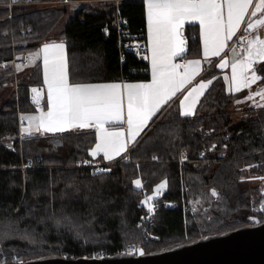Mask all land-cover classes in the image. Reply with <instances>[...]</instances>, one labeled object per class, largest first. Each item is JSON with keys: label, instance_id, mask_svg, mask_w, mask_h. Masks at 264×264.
Listing matches in <instances>:
<instances>
[{"label": "trees", "instance_id": "1", "mask_svg": "<svg viewBox=\"0 0 264 264\" xmlns=\"http://www.w3.org/2000/svg\"><path fill=\"white\" fill-rule=\"evenodd\" d=\"M40 1L0 0V93L13 80V54L52 40L67 11ZM97 2L79 5L59 32L68 79L100 82L120 73L146 78L147 63L129 53L120 62L113 5ZM121 15L132 31L144 30L142 0L124 1ZM185 34L187 55L199 56L197 24L187 25ZM256 69L264 85V63ZM40 76L36 63L17 77V90L0 104V264L112 255L125 252L122 246L129 242L151 253L264 221V213L253 207L264 196V106L254 117L234 120L230 105L241 93L228 92L218 70L208 72L212 83L193 114L182 115L179 103L172 102L126 156L99 171L64 167L91 158L93 131L21 133V113L34 109L28 87L40 83ZM181 150L188 155L184 162ZM22 165L34 167L22 170ZM259 174V181L249 178ZM137 179L147 188L166 181L163 197L177 203L157 211L149 228L154 237L146 238L136 226Z\"/></svg>", "mask_w": 264, "mask_h": 264}, {"label": "snow or ice", "instance_id": "2", "mask_svg": "<svg viewBox=\"0 0 264 264\" xmlns=\"http://www.w3.org/2000/svg\"><path fill=\"white\" fill-rule=\"evenodd\" d=\"M147 24L152 52V81L150 83L125 84L117 83L100 85L70 84L67 74V63L63 43L44 44L45 82L47 83L48 110L39 116H26L30 122L24 131L31 133L32 124L35 131L47 133L64 132L68 129L96 128L99 132L92 156L103 153L107 160L114 159L127 150L124 130L108 131L106 123H117L124 120V98L121 88L126 89L127 97V130L128 141L134 142L147 126L152 117L166 104L177 91L183 88L198 74L200 60L188 61L186 64L173 63V58L184 52L185 41L182 38V26L186 21H199L203 31L204 57L219 56L245 19L253 0H146ZM264 15V0L254 4L251 17ZM264 26V18L247 23L248 29ZM245 60L233 62L232 80L235 91L250 88L262 78L256 75V64L264 63V39L259 36L247 41ZM30 62L32 58L30 57ZM228 61L221 62L219 67L227 66ZM183 68V72L178 71ZM239 70V71H238ZM251 72L249 75L248 73ZM212 83L201 82L192 88L181 101L185 111L182 115H191L199 97ZM39 97L37 89H32ZM264 98V90L250 94ZM191 97V100H190ZM39 103V100H36ZM239 103V101H237ZM137 188L142 187L141 180L134 181ZM166 181L156 186V195L164 189ZM212 195H216L213 190ZM155 199L147 196L143 203ZM149 211H152L149 208ZM140 255L143 250L137 249Z\"/></svg>", "mask_w": 264, "mask_h": 264}, {"label": "crops", "instance_id": "3", "mask_svg": "<svg viewBox=\"0 0 264 264\" xmlns=\"http://www.w3.org/2000/svg\"><path fill=\"white\" fill-rule=\"evenodd\" d=\"M143 5H144V14H145V24H144V34H145V41H146V45H147V70H148V75L146 78L144 79H127L123 82H121L119 80V76L116 79H112V80H107V81H100V82H71L69 79V83L70 84H81V85H100V84H112V83H117L120 84L121 86L125 85V84H140V83H150L152 81V52H151V43H150V38H149V31H148V24H147V5H146V0H142ZM258 0H253V7H250L248 10V13L245 15V19L244 21L241 23V25L244 23L245 27H247V23L249 21L251 22H255L256 19H261L264 18V15L262 14H258L257 17L253 18L251 17V12L254 10V4L257 3ZM40 5V4H38ZM64 6V5H63ZM190 24H197L198 27V33H199V39H200V55L199 56H191V55H187V35L185 34V28L187 25ZM240 25V26H241ZM240 28V27H239ZM238 28V29H239ZM237 29V30H238ZM250 31L249 39H252L254 37L259 36L261 39H264V26L258 27L257 29H248ZM183 36L182 38L185 41V45H184V52L173 58V63H177L178 59H183V64H186L188 61H194V60H200L201 64H200V69L198 71V74L195 76L194 79H192L189 83H186L182 89H180L179 91H177L176 95L173 96L170 100L167 101L166 104L161 106V109L152 117V119L148 122L147 126L144 128V130L141 132L140 136H138L136 138V140L134 142L128 141V130H127V123H126V119H127V97H126V89H123V87L121 88V91L123 92V98H124V120L117 122V123H106L105 124V128L108 131H116V130H124L125 132V141L127 142V150L128 148H132L135 143L140 139V137L144 134V132L151 126V124L153 123V121H155L159 116V113L162 112L165 108H167L172 102L177 101L180 105V111L181 114L185 111V109L182 107L181 105V101L184 99V96L187 95V93L194 87H196L199 83L204 82L207 83V81H211V78L207 77V74L209 71L211 70H218L219 74L221 75V77L223 78L225 85H226V89L228 92L232 93V94H237V93H241V95L239 97H237V101L244 103L246 102V97L245 94H247L248 90L246 89H242L240 92L235 91V82L232 80V68L231 65L233 62H237V61H243L245 60V57L247 55V47H248V43L247 41L243 43L241 49L238 51L234 48H228V45L230 43V41L232 40H228L226 41V47L224 48V50L221 52V54L219 56H208L207 58L204 57V51H203V31H202V26L200 25L199 21H193V20H189L186 21L184 23V25L182 26L181 29ZM237 32V31H236ZM233 38V37H232ZM51 43H63L65 46V42L62 40H58V41H54V40H49L46 42H43L39 47H37L34 50L31 51H27L26 52V56L25 58H23L20 54H17V58L21 57V60L19 62L16 63V69H17V73L18 75H21L22 73H24L26 70H30L36 63L39 64L40 66V70H41V76H40V84H42L45 88V98L43 100V104L41 107L38 108H34L31 112H26V113H21L20 118H21V126L20 128H22V126H24L25 128H28L30 125V122L26 119H23L24 115L26 116H39L41 114V112H46L48 110V101H47V92H48V88H47V83L45 82V72H44V58H43V52H42V46L44 44H51ZM64 56L66 59V63H67V54H66V49L64 47ZM30 57L32 58V62H30ZM224 60H227V66L221 68L219 67V65L221 64V62H223ZM28 62L30 64H28ZM10 64V63H9ZM261 64V63H259ZM12 65V64H10ZM258 64L254 65L253 67L255 68V73L256 75H259V73L257 72L256 66ZM31 66V67H30ZM68 67V64H67ZM67 70V69H66ZM178 71L183 72V68L179 69ZM239 71V70H238ZM249 75L251 74V72L248 73ZM17 75V77H18ZM18 82V81H17ZM254 85H258L260 88L261 86L259 85V81H257L255 84H253L251 87H253ZM264 86V85H263ZM250 87V88H251ZM15 88V87H14ZM13 88V89H14ZM208 88V87H207ZM206 88V89H207ZM206 89L204 90V92L206 91ZM248 89V88H247ZM253 90V89H251ZM201 96L199 97L200 100ZM191 100V97H190ZM198 100V102H199ZM236 101V99H235ZM198 102L195 105V108L198 104ZM194 108V110H195ZM193 110V112H194ZM193 114V113H192ZM184 116H189V115H184ZM35 123L32 124V132L28 133L25 132L23 133L22 130V134L26 135V136H32L34 134L37 133H44L46 135H56L59 133H64V132H70V131H77V130H88V131H93L94 133V141L91 144L89 150H88V154L92 159H99L102 160L104 162H110L112 163L113 161L126 156L127 154V150L122 152L119 156H115L114 159L112 160H107L104 158L103 153H99L96 156H92L91 152L95 149L96 144L99 142L98 140V136H99V132L96 128H88V129H68L64 132H56V133H47V132H43L41 131H35ZM55 144L61 145V143L56 140Z\"/></svg>", "mask_w": 264, "mask_h": 264}, {"label": "water", "instance_id": "4", "mask_svg": "<svg viewBox=\"0 0 264 264\" xmlns=\"http://www.w3.org/2000/svg\"><path fill=\"white\" fill-rule=\"evenodd\" d=\"M140 255L128 251L112 255L67 258L49 256L11 264H264V221L206 235Z\"/></svg>", "mask_w": 264, "mask_h": 264}, {"label": "built area", "instance_id": "5", "mask_svg": "<svg viewBox=\"0 0 264 264\" xmlns=\"http://www.w3.org/2000/svg\"><path fill=\"white\" fill-rule=\"evenodd\" d=\"M78 1V0H44L37 2L38 4H45L48 6H63L68 3ZM95 1H103V2H110L113 5L114 10V20L112 26L115 28V32L117 34V45L119 49V57L120 62H122L124 55L126 53L131 54L137 60L147 63V45L145 41V34L144 30H138L136 32L132 31L128 28L127 19L121 15V7L124 1L127 0H95ZM13 2H8V5H11ZM245 24L243 23L240 28L237 30L236 34L233 36L232 40L230 41L228 48H234L236 50H240L243 43L248 40L250 31L245 30ZM20 54L23 58L26 56V52L17 53ZM17 54H13L10 64L12 67V74L14 80V87L18 86V78H17V69L16 63L21 60V57L17 58ZM178 64H183V59H178ZM142 74H147V70L145 68L141 69ZM131 73H134V69L130 70ZM130 79L129 76L125 73L119 74V80L121 82ZM144 83V81H143ZM32 89H37L39 92V97H37L36 93L32 91ZM27 98L29 104L33 108L41 107L43 104V100L45 98V88L40 83L31 84L28 87ZM39 100V103L36 100ZM130 148L127 150V154ZM188 160V155L185 150H181L179 154V162H184ZM110 164V162H104L99 159H92V158H81L76 160L73 164L65 165L64 167H76V168H89L93 169L94 171H99L100 169L104 168ZM34 166H25L22 165L20 168L23 170L25 168H30ZM48 168H52L54 166H46ZM156 186L153 188H147L142 185L141 188L138 190L139 199L136 203V209L138 212L137 223L136 226L141 230V232L145 235L146 238L154 237L155 235L149 231V228L153 225L154 219L156 217L157 211L161 208H175L176 202L172 199L163 197L165 188L160 190V194L156 195L155 193ZM147 196H155V199L148 203H143L146 200ZM149 208L152 211H149ZM137 249L143 250V246L139 243L129 242L122 246L123 251H134L138 252Z\"/></svg>", "mask_w": 264, "mask_h": 264}, {"label": "rangeland", "instance_id": "6", "mask_svg": "<svg viewBox=\"0 0 264 264\" xmlns=\"http://www.w3.org/2000/svg\"><path fill=\"white\" fill-rule=\"evenodd\" d=\"M96 2L97 1H95V0H78V1H74V2H71V3L64 5L66 7L67 11H66L64 17L61 19V21L57 24V27L54 30V32L51 34L50 38H52V40H54V41H58V40L63 41V39H60L61 37L59 36V32L65 26L67 20L72 15V13L77 9V7H79V5H83L86 3L95 4ZM99 2H102V1H99ZM99 2H97V3H99ZM28 64H30V63L28 62ZM259 85L261 86V88L258 85H254L253 87L246 89V90H248V92H247V94H245V97H248L252 93H256L258 91L264 90V86L261 84H259ZM14 86H15L14 80H12V82L7 83L4 86V89L0 93V104L6 99V97L10 94V92L12 90H14V91L17 90L18 86L16 88H14ZM12 88H14V89H12ZM251 89H253V90H251ZM262 106H264V98H262L260 96H254L253 99H247L246 102H244V103H241V102L237 103V100L234 101L230 105V112L232 113V118L234 120L246 119L248 117L256 116L258 113L257 111ZM24 117H25V115H24ZM24 126H25V124H24ZM24 126H22V128H20V131L22 132V130H23V133H24ZM262 177H263V175L259 174V175H256L255 177H249V178H251L253 182H256V181H259V179ZM176 205H177V203H176ZM125 252H128V251H125Z\"/></svg>", "mask_w": 264, "mask_h": 264}, {"label": "flooded vegetation", "instance_id": "7", "mask_svg": "<svg viewBox=\"0 0 264 264\" xmlns=\"http://www.w3.org/2000/svg\"><path fill=\"white\" fill-rule=\"evenodd\" d=\"M256 211H260L264 213V196L258 200L255 205L253 206ZM257 214H260L259 212H256Z\"/></svg>", "mask_w": 264, "mask_h": 264}]
</instances>
